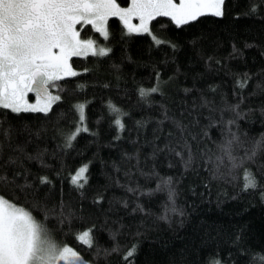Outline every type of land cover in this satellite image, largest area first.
Wrapping results in <instances>:
<instances>
[{"label": "trees", "instance_id": "16d2710c", "mask_svg": "<svg viewBox=\"0 0 264 264\" xmlns=\"http://www.w3.org/2000/svg\"><path fill=\"white\" fill-rule=\"evenodd\" d=\"M222 12L180 26L158 17L141 34L112 17L107 39L79 26L107 55L72 57L77 75L50 87L60 99L48 113L0 110V174L12 181L0 196L87 264H264V151L246 155L264 142V0H224ZM228 121L235 168L217 162ZM248 174L257 187L244 190Z\"/></svg>", "mask_w": 264, "mask_h": 264}, {"label": "snow or ice", "instance_id": "6c2138e0", "mask_svg": "<svg viewBox=\"0 0 264 264\" xmlns=\"http://www.w3.org/2000/svg\"><path fill=\"white\" fill-rule=\"evenodd\" d=\"M223 3L224 0H179V3L131 0L130 7H121L117 0H0V110L48 113L60 99L51 94L50 87L65 77L77 75L70 64L72 57L107 55L103 48L97 52L91 39H81L77 25H91L107 39L108 20L116 17L129 34L150 33V24L158 17H168L180 26L204 15L221 16ZM134 17L139 25L132 23ZM29 93L35 94L36 103H29ZM141 95L146 93L142 90ZM76 107L83 123L85 106ZM109 107L115 113L120 111ZM115 122L123 128L120 119ZM232 123L227 122L230 133ZM72 139L74 135L68 138L67 146H71ZM238 139L231 133L221 148L223 155L217 158L218 164L227 156L233 168L240 166L231 157L232 145ZM2 148L0 144V151ZM259 151H264V142L257 141L247 158L254 159ZM85 173L86 168H81L73 178L78 187H83L81 180L86 182ZM4 183L12 181L0 174V184ZM41 183L50 181L42 177ZM256 187L255 177L248 174L244 190ZM78 241L91 247L90 232L79 235ZM133 251L127 255L132 256ZM0 264H85V261L71 247L58 242L46 223L35 218L30 210L0 196Z\"/></svg>", "mask_w": 264, "mask_h": 264}, {"label": "rangeland", "instance_id": "374dc122", "mask_svg": "<svg viewBox=\"0 0 264 264\" xmlns=\"http://www.w3.org/2000/svg\"><path fill=\"white\" fill-rule=\"evenodd\" d=\"M174 2H176V3H179V0H174ZM130 6H131V4H130ZM130 6H128V7H130ZM222 10H223V5H222ZM132 23L133 24H135V25H139V20L137 19V18H133L132 19ZM107 28H108V26H107ZM126 29V28H125ZM126 32L128 33V30L126 29ZM150 33H151V27H150ZM131 34H134V33H131ZM137 34V33H136ZM139 34H141V33H139ZM101 35V34H100ZM102 36V35H101ZM93 42H94V44H95V46H96V50H97V52H99V49H101V48H103V49H105L106 50V52H107V48H106V46L105 45H103V44H100V43H98L97 41H95V40H93V39H91ZM81 57H83V56H81ZM72 69L75 71V69L72 67ZM76 72V71H75ZM57 94H53V96H56ZM27 100L29 101V103H36V100H37V98L35 97V95H33V97L32 96H30V94H28V96H27ZM55 104V103H54ZM53 104V105H54ZM53 105H52V107H53ZM52 109V108H51ZM84 115V114H83ZM80 116V115H79ZM80 171V170H79ZM79 171L77 172V174L74 176V177H76L78 174H79ZM56 239V238H55ZM59 242V241H58ZM61 243V242H60ZM63 244V243H62ZM66 246V245H65ZM79 255V254H78ZM82 258V257H81ZM82 260H83V258H82ZM84 261V260H83ZM85 264H87L86 262H85Z\"/></svg>", "mask_w": 264, "mask_h": 264}, {"label": "flooded vegetation", "instance_id": "af4514ba", "mask_svg": "<svg viewBox=\"0 0 264 264\" xmlns=\"http://www.w3.org/2000/svg\"><path fill=\"white\" fill-rule=\"evenodd\" d=\"M79 26H81V25H77V30L80 31V36H81V30H82V29H80ZM81 39H82V37H81Z\"/></svg>", "mask_w": 264, "mask_h": 264}, {"label": "water", "instance_id": "95a60500", "mask_svg": "<svg viewBox=\"0 0 264 264\" xmlns=\"http://www.w3.org/2000/svg\"><path fill=\"white\" fill-rule=\"evenodd\" d=\"M50 92H51V90H50ZM31 94H34V93H31ZM51 94H52V92H51Z\"/></svg>", "mask_w": 264, "mask_h": 264}]
</instances>
